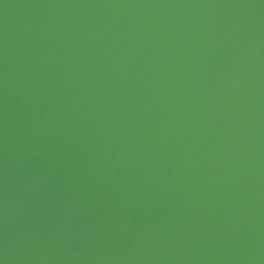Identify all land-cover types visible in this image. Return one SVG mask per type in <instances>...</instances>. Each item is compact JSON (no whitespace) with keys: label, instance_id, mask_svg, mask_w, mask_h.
I'll list each match as a JSON object with an SVG mask.
<instances>
[{"label":"water","instance_id":"95a60500","mask_svg":"<svg viewBox=\"0 0 264 264\" xmlns=\"http://www.w3.org/2000/svg\"><path fill=\"white\" fill-rule=\"evenodd\" d=\"M0 264H264V0H0Z\"/></svg>","mask_w":264,"mask_h":264}]
</instances>
